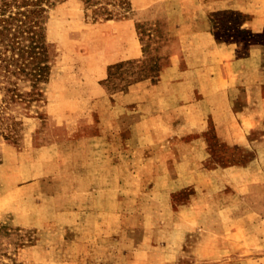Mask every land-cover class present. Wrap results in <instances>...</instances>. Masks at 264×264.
Segmentation results:
<instances>
[{"label": "rangeland", "instance_id": "obj_1", "mask_svg": "<svg viewBox=\"0 0 264 264\" xmlns=\"http://www.w3.org/2000/svg\"><path fill=\"white\" fill-rule=\"evenodd\" d=\"M41 5L0 264H264V0Z\"/></svg>", "mask_w": 264, "mask_h": 264}, {"label": "trees", "instance_id": "obj_2", "mask_svg": "<svg viewBox=\"0 0 264 264\" xmlns=\"http://www.w3.org/2000/svg\"><path fill=\"white\" fill-rule=\"evenodd\" d=\"M42 1L0 0V132L8 137L16 130L12 111L38 101L48 75L37 32Z\"/></svg>", "mask_w": 264, "mask_h": 264}]
</instances>
